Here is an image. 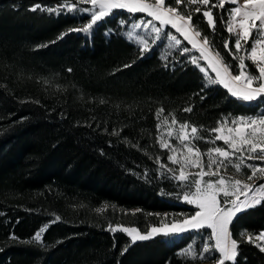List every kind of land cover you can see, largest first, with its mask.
<instances>
[{
	"label": "trees",
	"instance_id": "trees-1",
	"mask_svg": "<svg viewBox=\"0 0 264 264\" xmlns=\"http://www.w3.org/2000/svg\"><path fill=\"white\" fill-rule=\"evenodd\" d=\"M64 2L0 0V264L213 261L217 253L208 259L181 255L189 244L200 252L207 229L128 246L124 232L107 228L122 224L144 231L195 210L181 199L189 189L160 167L170 168V161L157 142L158 109L197 126L205 137L197 145L205 149L214 138L209 129L238 114H256L264 102H242L221 85L206 86L203 74L178 50L164 58L152 49L138 58L139 47L121 34L119 17L129 15L124 10H114L89 35L74 32L49 43L83 26L89 15L29 9ZM83 6L88 5L78 4ZM213 13L214 33L201 14L194 13L193 22L213 42L211 50L238 64L223 49L224 40L234 39L225 30L229 12ZM43 44L48 46L38 47ZM187 107L193 110L183 111ZM57 215L61 219L53 223ZM44 225L42 243H26ZM263 229L261 206L244 211L231 225L234 236ZM236 264H264V252L245 240Z\"/></svg>",
	"mask_w": 264,
	"mask_h": 264
},
{
	"label": "snow or ice",
	"instance_id": "snow-or-ice-1",
	"mask_svg": "<svg viewBox=\"0 0 264 264\" xmlns=\"http://www.w3.org/2000/svg\"><path fill=\"white\" fill-rule=\"evenodd\" d=\"M226 3L234 6L230 10L225 9ZM78 4L90 5V7L81 8ZM185 5L199 6L188 11ZM217 8L229 12V18L224 21L225 30L230 36L234 35V39L224 40L223 49L233 61H238V64L229 63L219 50L210 51L214 49L213 42L207 35H203L193 22V14H201L207 19V25L214 33L216 18L213 9ZM29 10L56 15L64 13L65 10L69 14L78 12L90 14L86 24L62 32L56 40L49 42L52 44L70 33H90L99 22L112 15L114 10H126L129 14H146L150 19H141L134 23L133 31L127 33L128 38L134 39L139 45L138 58H143L146 52L152 50L150 45L167 40L169 47L179 48L181 55L191 54L193 50L199 53V55H190L189 59L204 75L206 86L222 85L231 97L242 102H264V0H243L242 4L239 0H65L55 7L36 3ZM120 24L125 25L127 21L121 20ZM169 26L183 38V41L191 45V48L184 46L177 35L168 31ZM141 27L148 29L152 34L151 41L134 32ZM198 37L200 40L197 39ZM47 46L43 44L38 47ZM241 51L245 52V56L237 55ZM245 57L251 62V67L246 64ZM128 67H131V64L122 66V68ZM120 70L122 69H117ZM68 71L72 70L68 69ZM203 90L202 88L201 92ZM200 99H204V96L201 95ZM192 110L191 107L183 109L185 112ZM164 112L163 108L157 110L156 117L161 122L156 127L159 131L162 125H167L169 139L165 140L162 133L157 138V142L162 149L169 151L167 160L179 165L178 174H176L177 170L168 168L163 163L160 167L173 173L170 179L189 189L183 192V200L194 205L197 210L183 219H174L170 223L161 220L158 225L150 226L144 231L136 227H125L122 224L115 226L109 224L107 230L113 233L117 231L126 233L130 238L128 246H131L136 242L154 240L157 237L170 238L190 230L207 229L210 230V235L202 250L197 252L193 245L189 244L182 250L181 255L190 256L192 259H208L212 258L211 253H217L218 255L212 258L213 264H226V262L236 264L239 244L245 240L249 243L261 241L262 243H258L257 247L264 252V230L258 233L244 230L238 236H234L231 231V225L244 211L257 206L264 207V114L250 118L241 116L229 121L230 127L220 122L219 126L209 129L208 131L215 134L212 143L222 141L227 147H211L205 153L194 143L205 139L200 135L198 127L190 125L187 121L181 123L175 115L171 113L163 115ZM169 116H171L170 122ZM176 124H179V129L173 137L174 129L171 126ZM173 138L182 145L180 152L172 143ZM237 154L241 155L237 157ZM245 155L248 160H258L260 163L245 165L247 169L245 171L241 168ZM204 156H207L206 164L203 160ZM234 157L240 162L233 163ZM156 160L159 162L160 158L157 157ZM229 165L236 173L245 172V180L236 178L235 175L227 176ZM189 169L196 171H188ZM135 211L139 212L140 209ZM60 219L61 217L57 215L52 222L55 223ZM47 228L48 225L41 227L26 243H42L43 233ZM12 238L16 239V237ZM127 250V247L122 249L121 255Z\"/></svg>",
	"mask_w": 264,
	"mask_h": 264
},
{
	"label": "rangeland",
	"instance_id": "rangeland-1",
	"mask_svg": "<svg viewBox=\"0 0 264 264\" xmlns=\"http://www.w3.org/2000/svg\"><path fill=\"white\" fill-rule=\"evenodd\" d=\"M239 2H240V4H242V3H243V0H239ZM233 6H234V5H232V7H233ZM83 7H90V5H88V6H83ZM81 8H82V7H81ZM124 11H126V10H124ZM126 12H127V11H126ZM80 13H82V12H80ZM87 14H88V13H87ZM88 15L90 16V14H88ZM141 19L147 20V19H150V18L147 17L146 14H139V13H138V14H129V15H128V19H127V17H125V16H120V17H119V23H120L121 20H126V21H127V24L122 25L123 27L121 28V34L124 36L125 39H127L129 42L135 44V45L138 46V47H139V45L135 42L134 39L130 40V39L128 38L127 33H128L129 31H133L132 25H133L134 23L139 22ZM88 20H89V18H88ZM88 20H87V22H88ZM87 22H86V23H87ZM86 23H85V24H86ZM79 27H82V26H79ZM167 30L170 31V32H172L173 34L177 35L178 38H180V39L182 40L184 46L191 48V45H188L186 41H183V38L180 37L178 33H175V30H174V29H171L170 26H169V28H168ZM134 32L137 33V34H139V35H141V36H145V38L148 39L149 41H151V39H152V34H150L149 30H148V29H144L143 27H141V28H139V29H135ZM81 33H83V32H81ZM83 34H85V35H89L90 33H83ZM197 39L200 40L199 37H198ZM150 46H151L152 49H156V50L158 51V54H159L161 57H164V58H165L169 53H171L173 50H178V51L180 52L179 48H171V47H169V42H168L167 40H161V41H158L155 45H150ZM249 47H250V44H249ZM210 51H213V50L210 49ZM213 52H214V51H213ZM190 55H199V53L196 52L195 50H193V52H192L191 54H189V53H185V54H183V56H185L189 61H190V59H189V56H190ZM239 55H240V56H245V52L239 53ZM245 59H247V57H245ZM202 63H203V62H202ZM246 64H247V63H246ZM249 67H251V66H249ZM253 71H255V70L253 69ZM203 77H204V75H203ZM204 79H205V78H204ZM221 86H222V85H221ZM222 87H223V86H222ZM262 107H263V105L260 106L261 109H259L258 113H256V114H253V115L238 114V115H235V116H233V117H231V118H229V119H225V120H223V121H221V122H224L227 126L230 127L231 125H230L228 122L231 121L232 119H236V118L241 117V116L246 117V118H250V117H256V116H258V115L264 114V107H263V108H262ZM170 121H171V120H169V122H170ZM160 122H161V121H160ZM219 124H220V123H219ZM219 124H218V126H219ZM171 127L174 129L173 137H175V135L177 134V131H176V130L179 129V124L172 125ZM167 128H168L167 125H162L161 128L159 129V136L163 133V138H164L165 140H168V139H169V137L167 136ZM189 132H190V129H189ZM214 136H215V134H214ZM212 140H214V138L211 139L209 146H208L207 148H205V149L200 148V147L197 145V142H196V141H195L194 143L196 144V146H197L198 148H200V150H201L202 152H205V153L207 152V149H208V148H211V147H215V146L227 147V146L223 145V142H222V141H219V142H218V141H215V144H213V143H212ZM172 143L175 144V146H176L178 152H180V151L182 150V145L179 143V141H177V140H175V139L173 138V139H172ZM168 153H169V151H168ZM169 154H170V153H169ZM240 155H241V154H237V157L240 156ZM203 160H204V162H205V164H206V163H207V156H204ZM239 162H240V161H239L236 157L233 158V163H239ZM259 163H260V161H258V160H248L247 157H246V155H245V157H244V163L241 164V168H242V169H245V165H256V164H259ZM169 167L172 168V169L177 170L176 174H178L179 165L172 164V163L170 162ZM188 171H193V172H194V171H196V169H189ZM245 171H247V169H245ZM226 175H227V176L235 175L236 178H239V179H241V180H245V172L236 173L235 169H234L231 165L228 166V172L226 173ZM205 179H208V177H205ZM181 199L183 200V195L181 196ZM241 199H243V197H241ZM183 201H184V200H183ZM193 206H194V205H193ZM194 207H195V206H194ZM196 210H197V209L195 208L194 212H195ZM194 212H193V213H194ZM193 213H192V214H193ZM190 215H191V214H190ZM187 216H188V215H187ZM184 217H185V216H183V217H181V218H178V219H183ZM170 222H171V221H169V223H170ZM114 226H115V225H114ZM123 226H125V227H134V226H128V225H123ZM147 229H148V228H147ZM263 230H264V229H263ZM125 234H126V233H125ZM126 235H127V234H126ZM176 236H177V235H176ZM255 243H256V245H257L258 243H262V242H261V241H255ZM199 264H213V261H210V262H202V263H199Z\"/></svg>",
	"mask_w": 264,
	"mask_h": 264
}]
</instances>
